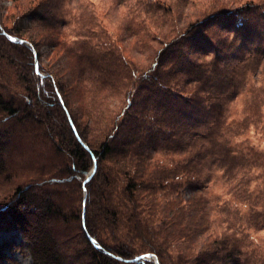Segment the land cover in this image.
<instances>
[{"label":"rangeland","instance_id":"374dc122","mask_svg":"<svg viewBox=\"0 0 264 264\" xmlns=\"http://www.w3.org/2000/svg\"><path fill=\"white\" fill-rule=\"evenodd\" d=\"M159 5L162 10L159 7V15H155L164 17L171 12L167 13L168 24L149 12ZM246 5L255 6L258 18L264 21V0H0V29L3 25L33 42L48 72L59 74L61 81H73L63 95L80 128L100 149L108 133L115 131L117 116L126 108L136 78L123 82L127 73H121L120 62H116L118 74L111 80L112 88L92 90L74 70L75 60L80 62L78 53L96 45L104 53L115 50L114 54L121 53L136 70L138 81L163 46V40L153 39L150 33L165 35L169 41L179 34L173 31L177 26L184 31L199 20ZM256 40L246 43L245 56L231 59L229 91L216 98V116L228 151L225 165L208 150L211 143L201 140L196 148L206 155L207 163L197 165V172L182 170L191 157L188 151L172 148L153 153L148 173H152L154 190H147L140 201L129 199L124 175L115 173L119 177L114 176L110 186L106 184L103 172L114 161L102 164L103 171L86 192L76 171L70 169L68 150H58L71 137L62 112L31 105L35 121L20 122L0 109V134L5 142L0 160V210L16 200L19 187L56 178L62 181L37 188L40 196L52 199L61 209L64 217L51 216L48 227L68 250L85 251L79 218L86 198L87 223L110 248L125 246L133 254L147 252L144 258L159 256L163 264H264V30L257 29ZM26 46L35 51L31 44L12 46L0 35V97L18 105L37 89L38 78L26 61ZM194 58L210 62L214 55L200 53ZM183 83L186 96L197 87L196 83ZM44 120L57 129L55 141L48 125H42ZM167 172L168 178L160 179ZM107 207L117 216H106ZM188 207L191 211L203 207L202 219L198 214L188 218L179 212ZM5 218L0 222V245L5 244L3 253L8 258L3 264H33L22 232Z\"/></svg>","mask_w":264,"mask_h":264},{"label":"trees","instance_id":"16d2710c","mask_svg":"<svg viewBox=\"0 0 264 264\" xmlns=\"http://www.w3.org/2000/svg\"><path fill=\"white\" fill-rule=\"evenodd\" d=\"M159 7L160 5L154 6L149 12H152L154 18L162 19L165 24H168L170 19L168 12H165L164 17L156 16L159 15L157 11ZM217 17L219 18L216 19ZM257 29L264 30V21L258 18L255 6L246 5L199 20L184 31L177 26L176 30L173 28V31L178 30L179 34L169 41L165 35L150 33V37L156 40L162 39L164 43L161 41L163 46L158 50L150 69L145 71L138 81L135 76L136 70L121 53L114 54L115 50L106 49L107 53H104L100 46L96 45V47L88 46L86 53H78L80 62L75 60L74 70L79 73V80L88 83L92 90L97 86V89H101L112 85L111 80L118 74L115 72L116 62H120L119 71L127 73V75L123 74V82L136 78H133L134 84L131 94L126 99V108L117 116L115 131L108 133V138L99 149L94 147L80 128L69 107V102L63 95L66 86L69 88L73 81H61L59 74L54 75L48 72L39 60L40 55L35 44L1 25L0 35L7 43L17 47L25 45L8 38L12 36L18 40L28 41L32 45L35 51L26 46L29 53L26 61L38 80L35 84L37 89L33 92L34 96L23 95L27 99L24 104L18 105L0 97V109L10 118L20 122L35 121L36 116L33 109H30L31 105L40 108L37 105L42 104L50 110L62 112L71 137L66 145L59 144L58 150L60 152L68 150L72 160L70 169L73 168L76 171L81 189L89 192L90 184L103 171L102 164L105 161H114L113 167L103 172L106 184L109 185V182L114 179L115 173L119 176L124 175L127 181L125 190L129 194V199L135 198V202L140 201V196L145 197L147 194L144 195V193L147 190L148 192L154 190L150 182L152 173H148V164L152 154L159 149L171 151L172 148H179L185 152L188 151L191 157L186 160L182 170L197 172V165L203 167L207 161H205L206 155L196 147L202 145L201 140H207L211 143L208 150L216 154L217 160L225 165L228 151L227 144L221 138L223 132L219 125V116H216L217 105L215 104L218 103L216 98L219 94L229 91L232 80L228 64L231 63L232 58L245 56L246 43L252 38L257 41ZM221 32L229 35L223 36ZM71 51L73 52L72 49ZM90 52L95 55H91ZM200 53H211L214 58L210 62H199L194 56ZM92 68L95 71L86 74ZM183 82L197 84L191 95H185L187 90H184ZM36 115L38 116L37 113ZM49 122L50 120H44L42 125H48L46 126L48 132L55 141L58 138L57 129L52 128ZM3 140V135L0 134V160H3L5 152ZM193 148L198 150L194 154L191 153ZM94 167L95 172L90 176ZM164 174L166 176L160 179L168 178V172ZM61 181L51 178L38 185L29 184L19 187L16 200L0 210V222L5 221V217L8 216L13 225L22 232L33 264H156L144 260L147 252L133 254L125 246L113 249L103 243L87 223L86 198L82 201L83 210L79 218L85 240V251L68 250L66 244L59 240V235L48 227L51 216L64 217V215L52 199L40 196L37 188L43 187L46 183ZM189 209L191 208L179 209V212L188 218L193 216L196 218L199 215L202 219L203 216L199 213L203 211V207L199 210ZM112 210L107 207L105 215L116 217L117 212ZM4 248L5 244L0 245V264L8 260L3 253ZM157 259L158 264H163L159 256Z\"/></svg>","mask_w":264,"mask_h":264},{"label":"water","instance_id":"95a60500","mask_svg":"<svg viewBox=\"0 0 264 264\" xmlns=\"http://www.w3.org/2000/svg\"><path fill=\"white\" fill-rule=\"evenodd\" d=\"M8 38L9 39H11V40H14V41H17V42H20V43H23V44H25V45H30L28 42H26V41H22V40H18V39H15V38H13L12 36H8ZM95 172V167H94V169L91 171V173H90V176L93 174ZM154 260V262L156 263V264H158V259L155 257V256H153V255H149V256H147V258H144V260Z\"/></svg>","mask_w":264,"mask_h":264}]
</instances>
